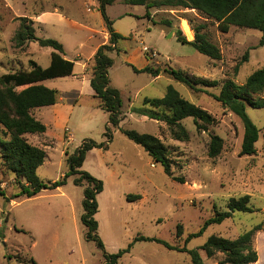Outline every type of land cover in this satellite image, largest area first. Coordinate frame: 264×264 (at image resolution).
I'll use <instances>...</instances> for the list:
<instances>
[{
	"label": "rangeland",
	"instance_id": "rangeland-1",
	"mask_svg": "<svg viewBox=\"0 0 264 264\" xmlns=\"http://www.w3.org/2000/svg\"><path fill=\"white\" fill-rule=\"evenodd\" d=\"M105 14L112 30L122 37L117 42V51L108 54L113 60L108 71L109 85L120 94L122 119L112 129L107 149L89 151L80 169L103 185L101 193L95 196L96 233L107 254H115L131 244L129 252L117 264H189L185 253L166 250L154 241L134 242V239L141 236L196 250L210 236L234 240L254 226L264 224V108L246 106L247 117L258 129V141L254 156L239 157L242 124L213 98L219 94L224 80L232 79L242 85L262 67L261 33L230 27L223 34L215 22L193 10L147 9L126 5L120 0L106 6ZM18 18L31 22L37 39H51L60 44L63 57L74 63L73 76L77 77L42 83L62 94L64 104L72 106L62 122L55 126L47 107L34 110L35 118L40 116V122L48 130V141L38 145L46 157L36 176L40 182L49 184L68 172L64 153L72 155L84 141L98 145L106 142L108 114L98 108V101L93 98L88 83V61L104 42L107 29L96 0H0V76L28 71L30 61L41 69L49 66L53 52L50 48H41L36 42H28L23 50L14 47ZM165 21L171 25L162 24ZM198 25L204 26L200 33L218 48L220 60H211L176 41L177 31L192 41ZM138 51L146 66L180 71L195 80L217 81L219 85L215 88L198 85L197 90H191L166 74L157 78L136 74L127 62L132 57V65L140 66ZM246 52L248 59L243 62ZM168 86L211 115L214 126L201 132L196 131L190 118L182 120L189 141L181 143L170 140L162 124L132 113V109L141 107L144 98H162ZM261 98L264 99V91ZM121 130L158 137L175 161L172 177H182L184 183L178 184L166 176L163 168L126 139ZM209 134L223 140L222 151L215 159L207 156ZM27 138L32 145L37 142L35 135ZM74 179L70 176L61 187L42 190L32 198L18 197L7 202L0 196V264H103V251L86 239V230L80 222L86 186H75ZM0 189L8 199L20 191L15 177L1 166ZM128 195H138L140 199L132 198L128 202ZM244 195L249 196L252 212H236L222 224L208 227L201 236L184 244L185 238L212 215L213 206L224 211L230 198ZM178 225L182 234L176 238ZM251 247L257 254L254 264H264L262 232L253 235ZM198 253L204 264H219L221 259L220 255L208 259L202 251Z\"/></svg>",
	"mask_w": 264,
	"mask_h": 264
},
{
	"label": "trees",
	"instance_id": "trees-1",
	"mask_svg": "<svg viewBox=\"0 0 264 264\" xmlns=\"http://www.w3.org/2000/svg\"><path fill=\"white\" fill-rule=\"evenodd\" d=\"M99 4V11L106 24L108 41L99 46L93 57L88 61L90 76L89 85L93 92V98L98 101V108L108 114L104 136L106 142L95 144L92 141H84L72 155L66 156L65 162L68 172L62 179L44 184L36 176V170L42 166L45 160V152L32 144L26 138L27 135H42L45 133V126L33 116L35 109L53 106L57 103L59 93L56 90L48 89L42 85L43 82L53 79L72 76L74 63L63 57L62 46L51 39H37L31 22L27 18H18L19 27L13 37L14 47L23 50L28 42H36L41 48H50L49 66L41 69L34 62H29L28 71H16L0 76V166L10 172L16 180L20 191L8 199L3 190L0 189V196L7 202L13 198H32L42 190L57 189L65 184L70 176L75 177V186L85 184L82 199V215L80 222L86 230V239L93 241L103 251V244L97 235V223L94 215L97 212L95 196L101 193L102 183L88 173L81 171L86 154L94 148L107 149L112 138V129L117 128L122 119L120 108L122 105L118 90L109 85L108 71L113 66V60L108 56L110 52L117 51V42L122 37L112 30L111 22L105 14V7L112 5L116 0H96ZM126 5L145 6L147 9L169 8L172 10H193L205 19L217 24V29L225 34L230 27L256 30L261 33L259 46H264V0H120ZM170 26L169 21L162 22ZM203 25L194 28V39L187 41L181 32L177 31L176 41L181 45L191 46L197 53L211 60H220L218 48L209 43L204 34L200 32ZM248 53H244L242 61L246 62ZM131 67L136 74H148L157 78L166 74L173 81L180 83L191 90H197L200 85L206 88H215L219 85L217 81L195 80L180 71L172 69H154L149 66L138 70ZM237 72V66L234 68ZM264 91V62L260 69L254 71L242 85H237L234 80L226 79L221 83L219 94L214 100L221 107L237 117L242 124V138L239 149V157H251L256 153L255 143L258 141V129L247 117L246 106L252 109L264 108V99L261 95ZM132 113L139 117H145L156 123L162 124L170 140L186 143L189 141V134L181 124L182 120L190 118L196 131L207 132L209 127L214 126L215 119L206 111L196 107L183 99L172 87L168 86L162 98H144L141 107L132 109ZM123 136L130 142L139 146L152 160L163 168L166 176L178 183L183 184L182 177H172V168L175 161L171 158V152L162 141L150 134H139L133 130H121ZM223 148V140L214 134H209L207 145V156L210 159L217 158ZM140 199V196L128 195L126 200ZM249 196L230 198L226 203V210L218 211L215 206L212 215L203 221L199 229L189 234L185 240L186 245L192 238L202 233L212 225H220L232 217L236 212L250 213ZM181 226L176 227L175 237L182 234ZM264 234V224L254 226L251 230L244 232L234 240L224 239L218 236H210L206 242L196 250H187L186 247L177 248L159 240L136 237V241H150L162 245L166 250L188 255L189 264H204L198 251H202L206 258L212 259L220 255L219 264H254L257 261V254L251 247V240L255 233ZM131 244L126 249L115 254H107L103 251V264H117V261L129 252Z\"/></svg>",
	"mask_w": 264,
	"mask_h": 264
},
{
	"label": "crops",
	"instance_id": "crops-1",
	"mask_svg": "<svg viewBox=\"0 0 264 264\" xmlns=\"http://www.w3.org/2000/svg\"><path fill=\"white\" fill-rule=\"evenodd\" d=\"M107 41H108V34H107V32H105V34H104V42L101 43L99 46L103 45ZM137 56L140 57V59H141L140 66L135 67L134 65H132L133 64V61H134L132 57L128 60L127 64H129V65L135 67L136 69L140 70V69H142V68H144L146 66V64H145L146 63V60L144 59V57L142 56V54L139 53V51L137 53ZM84 66H85V64L82 67L83 68V72H84ZM71 77L77 79V77L76 76H73V74H72ZM88 83H89V78H88ZM92 94H93V92H92ZM47 108H49L48 110L50 111V113L52 115L51 116L52 119H53L52 121H53V123H54L55 126L57 125L58 122H60V121L62 122L67 117L66 115H69V113L72 110V106H70L68 104H64V98H63V95L62 94L61 95L59 94L58 101H57V103L55 105L49 106ZM32 113H33V116H34V114H35L34 111ZM35 119L38 120V121L42 120V118L40 116L38 118H35ZM45 128H46V126H45ZM47 132H48V130L46 128V131H45L44 134H42V135H35L37 142L35 143L34 146L38 147V145H40L41 143H46L48 141ZM27 136H26V138H27ZM29 136H32V135H29ZM27 140H28V138H27Z\"/></svg>",
	"mask_w": 264,
	"mask_h": 264
}]
</instances>
